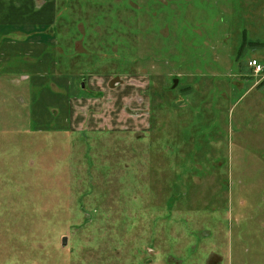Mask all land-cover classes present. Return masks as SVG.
I'll use <instances>...</instances> for the list:
<instances>
[{
    "label": "rangeland",
    "instance_id": "1",
    "mask_svg": "<svg viewBox=\"0 0 264 264\" xmlns=\"http://www.w3.org/2000/svg\"><path fill=\"white\" fill-rule=\"evenodd\" d=\"M253 58L264 0H0V264H264Z\"/></svg>",
    "mask_w": 264,
    "mask_h": 264
},
{
    "label": "built area",
    "instance_id": "2",
    "mask_svg": "<svg viewBox=\"0 0 264 264\" xmlns=\"http://www.w3.org/2000/svg\"><path fill=\"white\" fill-rule=\"evenodd\" d=\"M248 64L253 68L256 75L264 72V66L257 59L253 58L249 60Z\"/></svg>",
    "mask_w": 264,
    "mask_h": 264
},
{
    "label": "crops",
    "instance_id": "3",
    "mask_svg": "<svg viewBox=\"0 0 264 264\" xmlns=\"http://www.w3.org/2000/svg\"><path fill=\"white\" fill-rule=\"evenodd\" d=\"M261 74H262V73H261ZM257 75H259V74H257ZM240 235H242V236H241L242 239H244V238H245V239H248L249 237H253V236H254V239H256V238H257V235H260V233H256V234H255L254 232H252L251 234H248V233H241ZM252 239H253V238H252ZM251 251H252V252L255 251V253H257V254H258V253H262V251H261L260 249H257V250H256V249H254V250L248 249V250H247V252H251Z\"/></svg>",
    "mask_w": 264,
    "mask_h": 264
},
{
    "label": "water",
    "instance_id": "4",
    "mask_svg": "<svg viewBox=\"0 0 264 264\" xmlns=\"http://www.w3.org/2000/svg\"><path fill=\"white\" fill-rule=\"evenodd\" d=\"M178 85V80H175V86ZM84 87V85H82Z\"/></svg>",
    "mask_w": 264,
    "mask_h": 264
}]
</instances>
